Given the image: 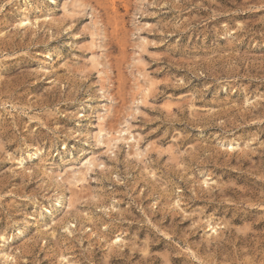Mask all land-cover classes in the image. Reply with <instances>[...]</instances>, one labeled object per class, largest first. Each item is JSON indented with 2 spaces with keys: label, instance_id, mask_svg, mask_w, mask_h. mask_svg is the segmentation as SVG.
Wrapping results in <instances>:
<instances>
[{
  "label": "rangeland",
  "instance_id": "rangeland-1",
  "mask_svg": "<svg viewBox=\"0 0 264 264\" xmlns=\"http://www.w3.org/2000/svg\"><path fill=\"white\" fill-rule=\"evenodd\" d=\"M0 264H264V0H0Z\"/></svg>",
  "mask_w": 264,
  "mask_h": 264
},
{
  "label": "bare ground",
  "instance_id": "bare-ground-1",
  "mask_svg": "<svg viewBox=\"0 0 264 264\" xmlns=\"http://www.w3.org/2000/svg\"><path fill=\"white\" fill-rule=\"evenodd\" d=\"M26 20H27V19H26ZM21 22H22V21H21ZM23 23H24V22H23ZM93 56H94V55H93ZM93 60H94V59H93ZM104 106H105V105H104ZM105 109H106V108H105ZM108 110H109V109H108ZM105 111H107V110H105ZM101 114L103 115V112H102ZM102 115H101V116H102ZM103 117L105 118V116H103ZM104 118H103V120H104ZM99 119L101 120V118H99ZM101 121H102V120H101ZM99 123H100V122H99ZM101 126H102V125H101ZM102 127H103V126H102ZM102 127H101V128H102ZM103 129H105V128H103ZM100 130H101V129H100ZM101 131H102V130H101ZM103 131L105 132V130H103ZM103 131H102V132H103ZM99 132H100V131H99ZM99 136H101V135L99 134ZM132 137H133V136H132ZM133 138H134V137H133ZM112 140H115V139L113 138ZM131 140H133V139H131ZM37 154H38V153H37ZM77 172H78V171H77ZM77 172H76V173H77ZM79 173H80V171H79ZM77 176H78V175H77ZM82 176H83V175H82ZM70 178H72V177H70ZM76 178H77V177H76ZM74 179H75V178H74ZM68 180H70V179H68ZM75 180H76V179H75ZM80 183H82V181H81ZM71 184H72V183H71ZM73 186H74V185H73Z\"/></svg>",
  "mask_w": 264,
  "mask_h": 264
}]
</instances>
